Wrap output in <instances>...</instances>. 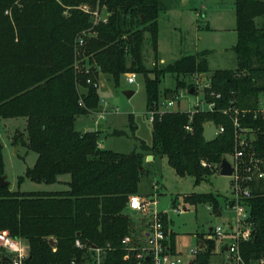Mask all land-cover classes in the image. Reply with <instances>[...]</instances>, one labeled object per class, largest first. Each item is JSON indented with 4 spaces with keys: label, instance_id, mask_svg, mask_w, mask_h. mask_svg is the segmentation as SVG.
I'll return each mask as SVG.
<instances>
[{
    "label": "trees",
    "instance_id": "1",
    "mask_svg": "<svg viewBox=\"0 0 264 264\" xmlns=\"http://www.w3.org/2000/svg\"><path fill=\"white\" fill-rule=\"evenodd\" d=\"M84 2L92 7L98 3L97 14L105 7V22L74 8ZM159 11V0H0V118H25L24 130L13 136V143L37 155L19 180L54 183L61 175L69 176L67 189L60 191L0 186V231L28 245L24 264L80 261L88 245L104 250V264H137L133 254L141 243L131 237L134 249L127 252L122 239L134 230L125 208L129 196L138 193L144 153L165 157L176 175L193 176L198 184L218 170L223 156L234 152L236 117L241 127L250 128L245 136L254 162L264 165V116L254 114L264 92V22H256L264 18V0H234L236 67L211 72L200 103L212 106L193 113L157 110L164 74L208 71L198 54L181 56L161 69L145 66L144 33H149L156 57ZM83 32L93 34L82 37ZM100 73L110 75L115 85L122 74L143 75L147 115L153 111L154 117L151 143L141 141L139 151L100 148L98 130L76 129L79 116L99 110ZM210 121L223 131L204 140L203 125ZM2 151L0 138V177ZM250 189L252 237L240 243V253L255 264L264 258V178H254ZM183 200L220 211L213 193L191 192ZM161 220L173 248L174 234L168 231L166 216ZM77 239L83 248L76 247ZM214 248L215 239L205 238L196 264H209ZM127 253L129 259H124ZM0 264H8L1 249Z\"/></svg>",
    "mask_w": 264,
    "mask_h": 264
},
{
    "label": "rangeland",
    "instance_id": "2",
    "mask_svg": "<svg viewBox=\"0 0 264 264\" xmlns=\"http://www.w3.org/2000/svg\"><path fill=\"white\" fill-rule=\"evenodd\" d=\"M160 11L156 19L158 37L156 57L152 49L149 33H144L143 61L147 68L155 66L158 69L174 63L184 55L198 54L205 58L208 71L203 77L200 74H171L162 76L159 84V100L157 110L166 109V102L171 98L174 104L169 108L172 111L205 110L211 104L200 103L203 97V88L209 83L211 72L219 68L234 69L236 56L232 49L237 41L236 16L234 0H159ZM74 8L90 14L94 21L107 19L105 7L99 14L98 3L93 7L81 3ZM258 24L264 22L263 17H257ZM142 26L139 25L138 28ZM92 32H83L82 37H90ZM80 43V42H79ZM202 53H204L202 55ZM135 74V82L128 83L129 73L120 76L119 84L115 85L110 75L100 73L98 79V92L100 96L99 110L91 111L88 115L79 116L75 127L85 130L90 127L99 131L98 144L105 149L116 152L129 153L140 150V143H151L152 123L146 111V92L144 77ZM153 77L151 73L149 75ZM181 85V86H179ZM195 89L189 94V89ZM132 90L134 93L127 97L124 92ZM264 100V92L259 99ZM106 102V104L104 103ZM105 112V118H98V112ZM25 118H0V138L3 144L4 177L10 190L13 191H60L67 189L68 175L59 176L54 183L35 182L24 175L26 168L34 164L36 153L23 145H15L13 136L22 132L25 127ZM116 133V134H115ZM144 153L142 167L144 173L138 184V193L147 201L155 199L157 204L149 205L144 215L129 216L131 228L134 229L130 237H136L143 245L142 231L146 224L152 220L150 209L166 216L168 231L176 236L177 249L187 254L195 247L198 238V247H203V240L210 227L220 225L224 230L228 223L233 221V212L227 207L225 198L231 195V178L213 172L205 180L194 184V177L176 175L167 164L166 159L157 157L156 160H147ZM153 182V184H152ZM213 193L220 202V216L214 213L207 204L191 205L183 200L188 193ZM177 207H185L182 212L174 211ZM129 215V214H128ZM217 239L213 261L220 255V241ZM128 252V251H127ZM130 252V251H129ZM135 254H133L134 256ZM95 259V253L85 252L80 260L84 264Z\"/></svg>",
    "mask_w": 264,
    "mask_h": 264
},
{
    "label": "built area",
    "instance_id": "3",
    "mask_svg": "<svg viewBox=\"0 0 264 264\" xmlns=\"http://www.w3.org/2000/svg\"><path fill=\"white\" fill-rule=\"evenodd\" d=\"M80 44L83 40L79 41ZM135 74L129 73L127 77L128 83L135 82ZM174 99L166 102V109L168 111L174 104ZM200 102V101H199ZM106 104V102H104ZM237 114V110H233ZM255 116L261 114L264 116V100L259 101L258 107L254 112ZM149 121H153L154 112L150 111ZM98 118H105V112L102 110L98 112ZM233 123L235 126V148L234 152L227 157L233 166L231 176V195L226 198L227 207L233 212V221L228 223L227 228L224 230L220 225L211 227L207 232L205 238L215 239L225 237L221 241V254L222 264H250L246 262L240 253V243L251 239V226L249 223V212L247 206V199L251 196L250 183L255 179L264 178V165L260 166L254 162L251 153L249 152L250 141L246 138V134L250 132V128L241 127L234 117ZM217 127V126H216ZM187 130L192 131V128L187 126ZM218 132L223 131V127H217ZM99 146V144H98ZM203 166H207L206 162H202ZM219 171V170H218ZM135 201V205L134 202ZM155 199L147 201V199L138 194L129 196L125 212L130 216L136 217L137 215L146 214L149 205H155ZM209 207V206H208ZM211 208V207H209ZM185 207H177L174 211L182 212ZM152 220L146 224L145 229L142 231L143 245L137 249L135 258L137 264H196L195 258L198 253L199 247L195 245L189 252L183 255L181 252H174L170 246V237L164 229L161 220L160 212L155 209H150ZM132 238L125 236L122 243L125 245L127 251H131ZM78 248H83L84 244L80 240L75 241ZM87 248L90 253H95L93 261L86 262V264H104L103 253L104 250L94 245H88ZM0 249L6 256L8 264H24V260L28 256V245L21 239L13 238L7 231H0ZM129 253L124 255V259H129ZM68 264H84L76 259H71ZM255 264H264V258L256 261Z\"/></svg>",
    "mask_w": 264,
    "mask_h": 264
},
{
    "label": "water",
    "instance_id": "4",
    "mask_svg": "<svg viewBox=\"0 0 264 264\" xmlns=\"http://www.w3.org/2000/svg\"><path fill=\"white\" fill-rule=\"evenodd\" d=\"M194 91H195V89L193 87H191L189 89L188 93L189 94H193ZM133 93H134V91H132V90H126L124 92V94L127 97H130ZM93 130H94L93 128H90V129H88L86 131L87 132H92ZM217 133H218V129H217L216 125L212 121H210V122H208V123L203 125L202 137L204 138V140H209V139L213 138ZM150 159H152V155H148L147 156V160H150ZM139 169L141 170L142 168L139 167ZM218 170H219V174L220 175L231 176V174L233 172V166H232L231 162L227 159L226 156H223L221 158V161H220L219 166H218ZM4 185H8V182L5 180V177L3 175V176L0 177V186H4ZM217 215L220 216L221 212L218 211ZM209 229H211V227ZM49 243H50V245H53L54 240L52 238H50L49 239Z\"/></svg>",
    "mask_w": 264,
    "mask_h": 264
},
{
    "label": "crops",
    "instance_id": "5",
    "mask_svg": "<svg viewBox=\"0 0 264 264\" xmlns=\"http://www.w3.org/2000/svg\"><path fill=\"white\" fill-rule=\"evenodd\" d=\"M204 76V74H201L200 75V77H203ZM263 99H259V101H262ZM88 129H90V127H85V130H88ZM99 147L100 148H102V146L101 145H99ZM148 156V155H147ZM36 157H37V155L35 156V159H34V162H35V160H36ZM157 157H159V156H156V157H153L152 156V159H154V160H156V158ZM159 158H165V157H159ZM152 159H150V160H152ZM166 159V158H165ZM152 184H153V182H152ZM138 195H140V196H142V195H147V194H139V193H137ZM222 214V213H221ZM205 237V236H204ZM222 241V240H221ZM221 241H220V244H219V247H220V252H219V255H220V257H219V259L218 260H215V261H213V255L215 254V249H216V245H217V240H215V248H214V250H213V253L211 254V257H210V263L209 264H222V254H221ZM195 245H197V241H196V244ZM173 251L174 252H180L178 249H177V245H176V236H175V239H174V247H173Z\"/></svg>",
    "mask_w": 264,
    "mask_h": 264
},
{
    "label": "snow or ice",
    "instance_id": "6",
    "mask_svg": "<svg viewBox=\"0 0 264 264\" xmlns=\"http://www.w3.org/2000/svg\"><path fill=\"white\" fill-rule=\"evenodd\" d=\"M133 203H134V205H135V201H134Z\"/></svg>",
    "mask_w": 264,
    "mask_h": 264
}]
</instances>
